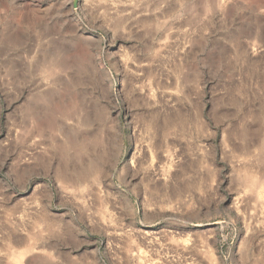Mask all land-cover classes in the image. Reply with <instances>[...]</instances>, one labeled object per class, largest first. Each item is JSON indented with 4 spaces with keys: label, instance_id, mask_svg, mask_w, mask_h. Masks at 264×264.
<instances>
[{
    "label": "rangeland",
    "instance_id": "1",
    "mask_svg": "<svg viewBox=\"0 0 264 264\" xmlns=\"http://www.w3.org/2000/svg\"><path fill=\"white\" fill-rule=\"evenodd\" d=\"M263 185L264 0H0V264H264Z\"/></svg>",
    "mask_w": 264,
    "mask_h": 264
},
{
    "label": "bare ground",
    "instance_id": "2",
    "mask_svg": "<svg viewBox=\"0 0 264 264\" xmlns=\"http://www.w3.org/2000/svg\"><path fill=\"white\" fill-rule=\"evenodd\" d=\"M250 176H251V175H250ZM248 177H249V176H248ZM251 178H252V177H250V180H251ZM247 179H249V178H247ZM252 179H253V178H252ZM255 179H256V178H255ZM255 179L251 180L250 182L254 184V180H255ZM261 180H262V179H261ZM252 181H253V182H252ZM255 181H256V180H255ZM257 181H258V180H257ZM257 181H256V182H257ZM259 181H260V180H259ZM244 182H245V180H244ZM246 182H247V181H246ZM246 182H245V183H246ZM256 182H255V183H256ZM261 182H262V181H261ZM256 184H257V183H256ZM256 184H255V185H256ZM260 184H261V183H260ZM260 184H258V185H259L258 187L261 188V185H260ZM248 185H249V183H248ZM250 185H251V184H250ZM255 185L253 186V188H251V190L254 189ZM251 187H252V186H251ZM258 187H256V189H257ZM261 189H262V188H261ZM263 189H264V185H263ZM252 191H253V190H252ZM256 191H257V190H256ZM253 192H254V191H253ZM137 261H138V260H137Z\"/></svg>",
    "mask_w": 264,
    "mask_h": 264
}]
</instances>
